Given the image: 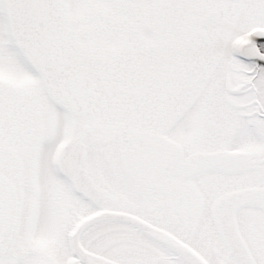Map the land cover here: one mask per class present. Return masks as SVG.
I'll return each mask as SVG.
<instances>
[{
  "label": "snow or ice",
  "instance_id": "6c2138e0",
  "mask_svg": "<svg viewBox=\"0 0 264 264\" xmlns=\"http://www.w3.org/2000/svg\"><path fill=\"white\" fill-rule=\"evenodd\" d=\"M0 264H264V0H0Z\"/></svg>",
  "mask_w": 264,
  "mask_h": 264
}]
</instances>
